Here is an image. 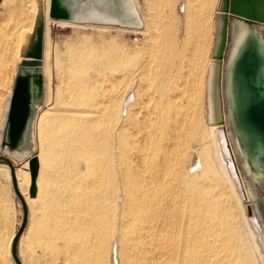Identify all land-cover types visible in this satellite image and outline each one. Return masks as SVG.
Segmentation results:
<instances>
[{
    "label": "rangeland",
    "instance_id": "rangeland-1",
    "mask_svg": "<svg viewBox=\"0 0 264 264\" xmlns=\"http://www.w3.org/2000/svg\"><path fill=\"white\" fill-rule=\"evenodd\" d=\"M30 1L19 0L18 3L20 8H27L29 15ZM42 2L45 12L49 0H42ZM135 3L139 15L143 21L145 20L144 22L148 20L145 24H149L147 25L149 28L147 26L136 28L140 31L143 29L144 33L141 32V34L131 32L132 29L129 27L116 25L95 23L71 25L50 21L47 66L52 103L50 106L44 104L40 113L52 105L56 104L57 109H62L67 104L72 85V59L76 53L84 54L87 51H94L104 55V59L101 58V60H104L107 65L100 77L104 84L101 86L103 89L106 87L107 95H111L112 98L114 96L116 121L120 114L119 110L122 109V102L125 101L121 119L126 120V130L123 134L122 146L123 144L124 146L120 154L124 158L116 157V160L125 161H122L123 164L129 165L128 167L133 171V176L129 177L128 185L130 186L127 185V188L137 187L139 181L147 179L149 166L164 169L162 172L166 175L159 174L158 181H163L159 183L160 185L166 184L165 177L172 184L179 185L181 180L186 181V172L192 171L199 186L203 187L207 193V198L209 200L211 198L214 205H223L215 208L219 218L217 220L223 219L220 221L224 224L226 220L224 216L232 218L231 226L239 234L244 246V250L240 251L242 259L240 264H262L260 259L264 262V246L258 239V230L264 231V228L261 220L259 221L254 214L253 201L246 200L235 184L234 175L230 170L233 159L222 156L223 168L229 176L224 172L223 174L227 176L224 178L222 174L224 170L221 172L214 156L216 140L220 144L217 151L221 152L222 136L219 134V127L216 129L218 132L215 133L209 121L208 92L209 86L212 85L210 61L218 36L221 0H215L213 3L211 34L202 38L200 35L195 37L193 31L190 32L186 27L184 17L186 14L183 15L186 13L185 0H135ZM230 21L236 23L232 18ZM33 24L34 15L29 27L22 28L15 38L13 29L18 27L17 20L10 19L0 26L2 28L0 29V61L11 53V47L16 39L22 41L21 32L32 31ZM260 25L253 26L255 31ZM98 27H106V29ZM258 33L264 36V31ZM230 41L229 36L228 43ZM19 51H16L18 55ZM120 56L122 61H117ZM226 57L225 52L223 61ZM112 60L115 62L110 64ZM10 78L7 80L10 87L9 94L14 77ZM9 94L3 91L0 98V134ZM149 121H151L150 124ZM54 122L53 117H49L42 125L44 146L37 141L35 123L34 154L39 155L41 159L37 158L35 196L29 195L31 188L29 170L28 180L22 183L27 201L21 193L23 190H19L28 205V222L19 239L18 254L26 260L27 264H154V259L157 258L154 252L157 247L155 240L152 238L151 241L145 242L135 240L134 223L128 220L126 215L124 217L122 211L123 208L125 211V205L132 204L136 197L127 198L124 206L121 200L120 206L113 212L112 220L109 223L106 221L103 227L94 224L90 197L83 191V187L87 186L91 180L89 175L91 171L85 170L84 161L79 159L82 155L78 151L72 149L71 153L64 152L65 148L60 141L62 131L53 128ZM222 125L229 135L231 132L229 125L224 120ZM147 134H150L153 140L150 143L144 140L147 139ZM143 142L149 144L144 149ZM203 148L208 152L207 157L211 163L207 164L211 168L206 164V167L210 169L204 167V173H201L202 170L195 172L191 168L194 165V156L201 155L203 158ZM232 148L234 163L238 168L236 171L244 180L247 175L243 170L242 160L234 145ZM141 154L145 157L142 158ZM142 161L146 164L145 168L141 166ZM163 177L164 180H161ZM119 186L121 187V184ZM255 191L262 193L259 188ZM247 209L251 210L250 218ZM219 215L223 217L220 218ZM150 217L151 212L148 211L140 217L138 215L136 219L143 221ZM21 219V204L13 192L11 179L5 180L0 176V264H14L10 255V243ZM248 229L254 234L253 238L250 237ZM7 249L8 256L5 252Z\"/></svg>",
    "mask_w": 264,
    "mask_h": 264
},
{
    "label": "bare ground",
    "instance_id": "bare-ground-1",
    "mask_svg": "<svg viewBox=\"0 0 264 264\" xmlns=\"http://www.w3.org/2000/svg\"><path fill=\"white\" fill-rule=\"evenodd\" d=\"M185 1H186V10H185L186 13H184L183 15L186 14L184 17L186 18L187 29L190 32L193 31L195 37H198V35H200L202 38L207 34L208 36H210L212 31L211 16L214 7L213 3L215 2V0H185ZM132 4L140 20V24L142 25L141 27L146 28V26L149 25V24H145L147 23L148 20L144 22L145 20L143 21V19L139 15V10L137 11L135 0H132ZM259 5H260L259 6L260 12H263L264 0H261ZM221 6H222V2L219 7V14L221 12ZM47 8L45 9L46 15H47ZM49 23L50 21L46 18L44 54H43L42 63L46 77V95H45L44 104L50 106V104L52 103L51 88L49 85L50 76L47 66ZM60 23H70V22H60ZM70 24L82 25L79 23H70ZM230 24L231 25L228 28V32L232 36V43L228 52L227 61L222 62V70L220 77L218 75V68H217L218 62L214 60L212 56L210 61L212 68V72H211L212 87L209 86V92H208L209 121L212 125V129L213 130L215 129L214 131L215 133L216 131L218 132V130L216 129L217 127H219V134L220 136H222V147H220L221 152L217 151V147L220 146V144L216 140L214 145L215 155L211 153L210 154L215 156L217 166L219 167L221 172L225 169L223 168L222 156H224L225 158L231 157L233 159L231 163L234 166L231 165L230 170L234 175L235 184L238 187V190L241 193V195L246 200L253 201L255 208L254 214L259 221L261 220L262 222L261 225L264 228V219L261 215L257 203L258 191H255L256 188H259L262 194H264V176H263L264 173L262 172V170H259L256 173L250 169L248 163L246 162L243 156L241 147L234 133L231 130V132L228 135V133H226L225 131L224 125H222L224 120V122L227 123L231 129V120H232L231 102H230V93L228 89L231 57L234 52L233 49L235 44L239 42V40L244 36L245 32L247 31L244 27L241 26L239 27L238 23L231 22ZM220 26H221V22L219 21L218 31L220 29ZM98 28L106 29V27H98ZM147 28L149 27L147 26ZM129 29H132L131 32L133 31L139 32L138 34H141V32L144 33L143 29L141 31L136 30V27H132ZM148 30L146 34L148 33ZM257 31L258 32L264 31V24L260 25ZM23 35L24 32H21V36ZM262 38L264 39V36ZM218 40H219V36H217L216 38L215 47L216 44L218 43ZM21 42H22L21 40L16 39L13 46L11 47L12 50L11 53L0 61V98L2 97L3 91L9 94L10 87L7 80H9L10 77L13 79L15 75L17 64L20 61V57L16 53V51L18 52L19 49L21 48ZM227 42H228V38H227ZM97 53H95L94 51H87V53L84 54L76 53L73 56L72 65H71L72 85L70 88L69 100L67 104H65V107H63L62 109H57L56 104L52 105L51 107H48L45 111H42L41 113L39 112L40 114L38 113L39 115H37L38 117L36 118L37 121H35L36 137L38 139L37 141L40 142L41 146H44L43 145L44 132L42 130V125L46 120V118L53 117V120L55 121L53 124L54 125L53 128L62 131L61 132L62 134L59 135H60V141L62 142V145L65 148L64 152L71 153L73 151L72 149H74L75 151H78L82 155L79 157V159L84 161L83 164H85V168H86L85 170L91 171V174H89L91 176V180L87 186L83 187V191L85 192L86 195H89L90 197V204L93 213L94 224L99 227H103L106 221L109 223L112 220L111 217H113V212H115L116 208L120 206L121 200H122L121 204L124 206L127 198L134 199L136 197L135 200L132 201V204L125 205L126 210L124 211L123 208L122 211L124 217L126 215V218H128V220L130 221L132 220L134 223L135 240L141 242L143 241L145 242L149 240L151 241V238L152 240H155L157 247L154 250V252L157 255V258L156 259L153 258L154 264H240L242 263L240 251L244 250V246L241 242L239 234L236 233L231 226L232 218H227L226 216H224V219H226L224 221V224L220 221L223 219L217 220L218 218L216 215L217 212L215 211L217 205H214V202L211 201V198L210 200L207 198V193L203 190V187L199 186V183L197 182L196 178H194V174H192V171L191 173L186 172L185 174L186 181L181 180V182H179L180 183L179 185H174L171 183L170 180L166 179L165 177L166 174L162 172L164 169L161 170L160 168L162 167H160V165H159L160 168L158 169L149 166L147 169L148 171L147 179L139 181L137 187H133L131 184L132 187L127 188L129 177L133 176L132 173L133 171L132 169L130 170V167H128L129 165H126L125 163L123 164V162L125 161L118 160L120 157L124 158V156L123 155L120 156V154H122V149H123L122 147L124 146V144L122 146V142L124 138L123 134L126 130V120L124 118L123 120L121 119L122 117L121 113L123 111L125 101L122 102V107H121L122 109L119 110L120 114L119 117L117 116L118 120L116 121L114 118L115 117L114 96L112 98L110 97L111 95L110 96L107 95L105 93L106 87L105 89H103L101 86V84L102 85L104 84L102 83L103 80L100 77L102 76V71L104 70L107 64L104 63V60H101V58L104 59V55L102 56ZM120 57H118L117 61H122L121 60L122 57L121 58ZM113 60L112 62L110 61V64L115 62ZM163 89L161 90L163 91ZM129 102L127 103V105L129 104ZM0 105H1V99H0ZM151 121H149V124L151 123ZM34 134H35V129H34ZM144 140H146L145 142L150 143L152 140L150 134H147V139ZM145 142L143 143L145 144ZM147 144L148 143H146L145 146L142 148L144 149L145 147H147ZM232 144L236 148L237 153L242 160V167L247 175L244 178V180L241 178L240 173L236 171L237 166L234 163V151L232 148L233 146ZM206 151H204L203 158L201 155L194 156V165H192L191 168H193L192 170H194L195 172L197 170H202L201 173H204L203 171L204 167L208 169L211 168V166L207 164L211 162L210 160H208L207 157L208 152ZM124 153L126 152L124 151ZM143 156L144 155L141 154L142 158L145 157ZM36 157L39 160L41 159L39 155H37ZM116 157H118L117 159L118 161L116 160ZM27 163L28 162L17 164L18 167H20V165L21 167L17 170V175H16L18 188L20 191L23 190L21 193L25 197L26 201H27V197H26V193L24 192V189H22L23 188L22 183L27 181L29 177ZM144 163L145 162L143 161L141 163V166L143 168H145L146 166V164ZM206 164L210 168L206 167ZM208 169H206V171ZM194 171L193 173H195ZM224 172L225 170L222 172V174ZM159 174H165L163 175L165 177V180L164 177L163 179L161 178V180L166 181V184L165 183L161 185L159 184L163 182V181L160 182L158 181V179H160ZM81 175L83 176L84 173H81ZM225 175L228 176L227 172H225ZM225 175L223 174L224 178L227 177ZM0 176L3 177L5 180H8L10 178L9 169L6 165L0 164ZM229 181H231L230 178ZM119 184H121V187L119 186ZM128 186H130V184ZM219 200L220 199H218V201ZM219 205L220 204H218V206ZM148 211L151 212L150 219L143 221L140 220L138 221L136 219L138 215L140 217V215H144V213ZM247 214L249 215L248 217L250 218L251 217L250 209L249 210L247 209ZM219 216L221 218L222 215ZM244 221L246 220L244 219ZM248 233L250 237L252 238L254 237V234H252L250 229H248ZM258 239L264 246V231L258 230ZM5 252L7 254L6 256H8V249ZM19 257L23 264H27L25 263L26 260H23L21 255H19ZM260 260L262 264H264L262 259Z\"/></svg>",
    "mask_w": 264,
    "mask_h": 264
},
{
    "label": "water",
    "instance_id": "water-1",
    "mask_svg": "<svg viewBox=\"0 0 264 264\" xmlns=\"http://www.w3.org/2000/svg\"><path fill=\"white\" fill-rule=\"evenodd\" d=\"M1 1V0H0ZM261 0H221L219 40L212 58L218 62L220 77L232 43L228 32L230 19L247 31L234 46L229 71L228 89L231 102V130L237 138L250 169L264 173V39L253 28L264 24ZM37 13L30 33H24L13 85L9 94L4 123L0 134V164L9 169L12 189L21 204L22 219L10 243L14 264H23L18 254L19 239L28 222V209L17 184L15 162H28L31 188L35 196L38 160L35 156V121L46 95L43 67L45 19L52 22L95 23L119 27L141 28L132 0H49L45 16L42 0H35ZM228 35V36H227ZM231 41L228 43L227 38ZM264 176V174H263ZM257 203L264 219V194L258 193Z\"/></svg>",
    "mask_w": 264,
    "mask_h": 264
},
{
    "label": "crops",
    "instance_id": "crops-1",
    "mask_svg": "<svg viewBox=\"0 0 264 264\" xmlns=\"http://www.w3.org/2000/svg\"><path fill=\"white\" fill-rule=\"evenodd\" d=\"M18 3H19V0H1L0 1V26H3L5 23H7L8 20L10 21V19L14 21L17 20L18 22V27L16 26L13 29L14 38L17 36L18 33H20L22 28L29 27L32 21L33 15L35 19V15L37 13V5H36L35 0L30 1V15L27 13V8L26 9H24V7L23 9L20 8Z\"/></svg>",
    "mask_w": 264,
    "mask_h": 264
},
{
    "label": "flooded vegetation",
    "instance_id": "flooded-vegetation-1",
    "mask_svg": "<svg viewBox=\"0 0 264 264\" xmlns=\"http://www.w3.org/2000/svg\"><path fill=\"white\" fill-rule=\"evenodd\" d=\"M233 20V19H232Z\"/></svg>",
    "mask_w": 264,
    "mask_h": 264
}]
</instances>
